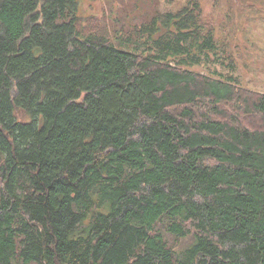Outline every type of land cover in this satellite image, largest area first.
<instances>
[{
  "label": "trees",
  "instance_id": "16d2710c",
  "mask_svg": "<svg viewBox=\"0 0 264 264\" xmlns=\"http://www.w3.org/2000/svg\"><path fill=\"white\" fill-rule=\"evenodd\" d=\"M81 1L0 0V264H264V93L200 0L117 40Z\"/></svg>",
  "mask_w": 264,
  "mask_h": 264
},
{
  "label": "rangeland",
  "instance_id": "374dc122",
  "mask_svg": "<svg viewBox=\"0 0 264 264\" xmlns=\"http://www.w3.org/2000/svg\"><path fill=\"white\" fill-rule=\"evenodd\" d=\"M187 0H82L81 28L112 39L133 36L157 11L174 12ZM204 19L214 28L220 45H225L235 63L243 87L264 93V0H200ZM117 40V39H116ZM118 43V42H117ZM225 73L226 71L217 68ZM18 118L28 117L17 111ZM169 246L180 250L190 239L167 236Z\"/></svg>",
  "mask_w": 264,
  "mask_h": 264
}]
</instances>
